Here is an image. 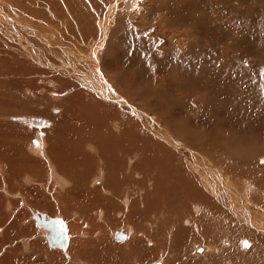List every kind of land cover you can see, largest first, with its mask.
I'll use <instances>...</instances> for the list:
<instances>
[{"label": "rangeland", "instance_id": "obj_1", "mask_svg": "<svg viewBox=\"0 0 264 264\" xmlns=\"http://www.w3.org/2000/svg\"><path fill=\"white\" fill-rule=\"evenodd\" d=\"M0 19V87L2 88L0 92L3 94L7 90V85L8 88L14 87L11 92L8 91L9 100L6 102L9 109L16 111L12 114H19L11 117L2 115L3 118H10L14 121L21 120L29 129H35L34 133L36 134L32 133V130L24 132L27 130H23L19 127V123L15 122L14 125L2 130V137L15 138L13 140H16L17 143V140H20L22 136L27 137V135L34 134L31 141L34 142L35 146L40 145L41 135H45V128L51 124V122L48 123L43 120L41 114H60L70 104L67 101L74 91H72L73 89H71L72 92L65 90V82L62 80L64 76H68L70 80H73L74 85L80 89L79 91H84L82 95L86 98L91 97L88 94L91 93L93 97L94 95L97 98L99 96V99L105 101L107 105L109 104V107L112 106L113 109L109 108L108 113L105 111L106 114L101 113L102 115L98 116L97 125L104 126L106 120V125L111 127L110 122L107 121L108 118L113 119V122H116L117 126L119 125V128L112 126L113 128L132 133L123 137L128 143H132L134 141L132 138L136 135L142 137L141 139L145 142L151 139L150 142L147 141V143L149 142L148 145L152 144V148H157L155 146L159 140L157 136L161 138L163 132L165 137H162L161 140L169 143L175 154L179 149L185 150L184 155L180 151L181 159L185 157L191 160L189 156L194 155L195 151L200 155V158L206 161L211 160L205 156L206 152H212L215 146L221 145L220 147L225 148L227 153L240 152L241 157L249 162L248 167L250 163H252L251 166L255 165L254 167L257 165L264 166V155L257 158L259 154L256 147L264 143V126L256 121L258 114L263 117L262 120L264 121V0H0ZM31 23H37L39 26L36 25L33 28ZM43 27L44 30H48V35L46 34L48 41H50L48 45L44 42L45 37H42L45 34V31H42ZM38 33L42 35V39H39ZM32 48H34V56L41 60H36L27 54V51L29 52V49ZM23 50L26 51H24L26 54L23 53ZM76 52L79 54L77 59ZM70 58L72 62L69 60ZM100 81L107 89L103 97L96 93L98 89L94 91L96 94L92 92L94 83L103 87ZM9 83H13L12 86ZM77 88H75V93L78 91ZM52 92H62L63 95L60 99L59 96H53ZM79 104H75V108ZM36 105H39L38 108L41 107L43 110L37 109ZM70 108L72 106L68 110ZM9 113L8 115H11ZM115 115L117 118H113ZM83 122L86 125L91 124L88 121ZM3 126L5 127V125ZM58 133H54V130L50 133V143L54 142L55 146L62 143V136ZM133 135L134 137H131ZM73 139L76 142L75 137ZM118 141L120 142V140ZM69 143L74 144L73 141H69ZM108 143L112 144L113 142ZM132 145L134 144L132 143ZM84 147L88 151V143ZM8 148V145L2 146V152L4 149L8 151ZM73 149L72 146L70 150ZM203 153L205 155H202ZM133 155L136 156V154ZM218 155L223 156L219 150ZM194 158L193 156L191 162L198 166L199 164L195 161L196 159L193 160ZM41 161L44 169H47L44 160ZM13 164L15 165V162ZM14 165L10 166V169H13ZM152 167H154L153 164L148 166L149 169ZM256 170L258 173L255 178L250 177L249 179L247 177L249 184L234 183L236 186L233 188L240 192L237 195H240L244 201L239 202L242 204L241 209L236 208L240 214L253 213L254 216L258 215L261 222L264 221V207H262L264 206V169L257 167ZM14 171H16L14 173L19 174L16 169ZM28 174L24 172V176L23 174L19 176L21 181L17 182L14 179L13 183L10 181L12 183L9 185L10 191H4L8 195L2 191V194L11 197L10 200L14 201V204L12 203L14 211L11 214L14 212L12 215L17 216L24 213L27 219L26 221L25 218H22L23 220L21 219L19 222L21 226L19 228L13 227L10 232V235L16 234V238L11 239V241L14 240L16 244L20 243L21 252L26 256V258L22 256L21 261H19V255H17L14 258V264H47L42 257L43 255L40 257L32 254L28 247L31 239L42 238L39 237L40 234L30 219L29 213L31 212L29 211L32 209L46 213L48 216L53 215H49L46 211L51 214L63 213L61 218L65 217L69 222L71 243L68 251L70 253L69 258L72 260H67L69 258L62 253L46 247L52 252V264H57L61 259L66 260L67 264L75 260L77 257L75 252L77 243L75 241L78 239V235H75L77 233H79L81 240L86 239L85 242L83 240L84 249L91 252L94 243L92 244L91 241L93 236L89 234L94 233L95 227L89 218L83 220L79 214H71L75 216L72 220L77 219L76 223L80 222L77 228L73 227L72 221L69 220L70 215L58 205V202H56L57 204L54 202L52 197L54 192L52 190L44 191L43 187L47 188L45 181H49L46 178L48 174L45 172L41 176L43 177L40 181L41 186L39 185L40 188L38 186L39 191L42 190L43 192L31 187L37 182L33 179L35 176L33 173L32 175ZM44 176H46L45 180ZM242 177H244L243 174L239 173L237 180L240 181ZM30 178L35 183L30 184ZM96 179L101 180L100 178ZM8 181L6 179V182ZM26 182L27 185H25ZM21 186L26 189H21ZM14 189L15 191H13ZM172 191H175L174 188ZM246 192L247 194H245ZM45 194L47 198H45ZM49 195L53 201L49 200ZM3 198L5 199V197ZM38 199L41 202L46 200L47 207H39ZM22 201L25 205L21 204ZM50 201L54 204H51ZM78 201L71 202V206L73 207L74 204L81 205L82 203ZM32 202L37 203L33 205ZM2 211V218L3 216L5 218L8 215V210ZM114 212L113 214H115ZM119 216L120 214L115 217V223L112 226L108 223L107 229L110 244L122 247L131 241L132 233L130 234L129 230L126 231L125 229L129 222L121 220L118 218ZM242 222L241 227L233 225L232 229H226L225 232L227 233L222 230L217 238L221 241L217 246H222V240L226 239L222 247L224 250L229 249V251L225 253V257L228 254L230 258L237 257L238 262L240 250L245 253L252 250L255 245L254 241L242 237L249 236L244 235L245 230L255 231L256 228L250 226L252 222L249 220ZM6 223L3 222L2 225H8ZM161 225L162 223L159 222L158 227L161 228ZM5 227L7 228V226ZM25 227L30 228V230H25ZM6 228L2 227L3 230ZM155 228L154 238H144L143 247H141L143 249L139 250L138 255L136 254L143 256L142 254L147 252L149 257L147 256L146 264L157 262L163 264V258L158 256L159 253L165 251L166 247L169 248L167 251L170 253L177 252L179 248L176 242L171 243L167 240V235L163 231L159 230L157 233V228ZM209 228L211 227L207 229ZM240 228H245V230ZM116 229L121 234L125 233L126 237L123 240L116 241L114 239L112 232ZM20 231L26 233L20 235ZM4 232L5 230L1 233V238L6 234ZM188 232L190 234L188 244L191 247L192 235L195 231L189 230ZM97 234L100 237L103 235L101 231ZM221 235H224V238ZM257 237L259 236L257 235ZM94 238L93 241H96V236ZM147 239L151 240V244L146 243ZM218 240H213V242H219ZM243 241H248V245L242 244L241 246ZM42 242L46 246L45 242ZM200 244H197L198 247H205ZM260 246L261 250L258 251L262 255L260 257L262 263L258 264H264V242L262 240H260ZM7 247L8 245L5 244L2 255ZM37 248L40 250V247L37 246ZM171 248L173 249L171 250ZM220 248L216 247V249ZM201 250L203 251V249ZM202 251L197 253L202 254ZM212 253L215 251L212 250L207 255ZM204 256L205 254L203 256L198 255L199 258ZM117 258L115 250L112 251L110 260L115 263L119 261ZM251 259V261L256 260L257 262L259 257L255 253Z\"/></svg>", "mask_w": 264, "mask_h": 264}, {"label": "bare ground", "instance_id": "obj_2", "mask_svg": "<svg viewBox=\"0 0 264 264\" xmlns=\"http://www.w3.org/2000/svg\"><path fill=\"white\" fill-rule=\"evenodd\" d=\"M36 25L39 26V24L35 23L32 24V27L34 28V26L36 27ZM42 31H45V34H43ZM42 31H40V33L42 32L41 34H43V36L38 33L40 35V36L38 35L40 37L39 39L45 37L44 42L48 45V43L50 42L48 41L46 36V34L48 35V30H44L43 27ZM16 34L19 37L17 32ZM35 34L37 35V33ZM25 50H23V53L26 52ZM33 51L34 48L29 49V52L27 51V54H29V56L33 57L36 60H41L37 58V56L36 57L34 56ZM71 55L74 54L71 53ZM75 55L77 59L79 54H77L76 52ZM69 60H71L72 62L71 58ZM31 72L33 71L31 70ZM62 80L65 82L64 85L66 86L65 90L67 91L70 90V92L74 91L71 94L72 96L67 101L70 104L67 105L60 114H56V115L41 114L43 120H45L48 123L51 122V124H49V127L45 125L47 127L45 128L44 131L45 135H41L40 138L41 144L38 146H35L33 144L34 142L31 141L33 135L35 134L34 133L35 129L33 128L29 129V127L23 124V122L19 119L14 121L11 120L10 118H6V117L3 118L4 114L8 117L19 115V114H12L16 111L9 109V106H7L8 103L6 102V100H9L8 93L11 92L12 88L14 87L8 88L7 85V90H5L3 94H1L0 92V235L2 236L1 233L4 230L6 232L3 238L0 237V264H12V262L14 264V258H16L17 255H19V261H21L22 256L23 257L25 256V254L21 252V244L14 243V240L11 241V239L16 238V234L13 233V235H10V232L12 231L13 227L19 228V226H21L19 225V222L22 218H25L26 215L24 213H20V215L18 214L17 216H14L12 215L14 212L11 214V212L14 211V209H12L14 208L13 207L14 201L10 200L11 197H7L6 195L8 194L4 192V191H10L9 189V185L11 183L10 181H12L13 183V179H14V181L16 180L18 182L20 180V178L18 177L22 176V174L24 176V172L26 174L30 173L32 175L33 173L35 175V176L33 175L35 178L33 176L32 177L34 181H36L38 184L31 181V178H30L31 181L30 184L32 182L35 183L34 185L32 184L31 187H33L34 190H38V191L41 186L40 181L43 178L41 176H43L45 172L46 174H48L47 177L44 176V180L45 177L48 178L49 180L48 182L45 181V183H47L46 184L47 188L43 187V185L42 187L45 189L44 191L49 192L52 190L54 192V195H52L54 202L55 203L58 202V205H60V207L63 210H65L68 215H70L69 220L70 222L72 221L71 225L73 227L77 228L78 224H80V222L76 223L77 219L72 220V218L74 219L75 217L71 215L73 213L75 215L79 214V216L83 218V220L85 218H89L90 222L95 227L93 234L84 232L85 234L88 233L89 235L93 236L91 241L92 244L94 243L92 247L94 251L91 250V252H89L86 251V249H84L83 244L86 241V239H83L84 237L81 235V237H83L82 239L84 240L83 242V240H81L80 238L79 233H77L75 235V236L78 235V239L75 241V243H77V245L75 246V252L77 257L70 264H146L148 259L147 252L143 253L142 254L143 256H140L141 254L139 256L137 255L140 253L139 250L143 249L141 247H143L144 238L146 237L152 239L154 238L153 237L154 227L157 228L156 231L157 233L159 230L163 231L167 235L166 237L167 240H169L171 243L176 242L177 247H179L177 252L173 251L170 253L167 251L168 247H166L165 251L164 250L161 251L159 255L157 253L158 256H161L163 258L162 259L163 264L262 263V260H260V257H262V255L258 250H261L260 240L264 242V221L260 222L258 215L254 216L253 213L247 215L240 214V211L237 210L236 208H240V209L242 208V204L239 202L243 201V199H241L240 195H237L240 194V192L233 187L236 186L234 183L241 185L249 184L248 178L249 179L250 177L255 178L256 174L258 173L256 170L257 167H261V169H264V166L257 165L256 167H254L255 165L251 166L252 163H250L248 167L247 164L249 162L245 161L243 157H241L242 154L240 152L227 153L225 148L220 147L221 145L215 146L212 149V152L211 151H209V153L206 152V155L204 153L202 154L209 157V159H211L208 160L209 162L203 158H200L199 157L200 155H198L194 151V155H190L189 157H191V160L193 156L195 157L193 160L196 159L195 161L197 162V164H199L198 166H196L191 162L189 158L186 159L184 156H183L184 158L182 159L180 158L181 152L184 155L185 150L179 149L175 154V151L171 149L172 146L169 143L163 142L161 140L162 137H165L162 131H161L162 132L161 138L156 135L157 138L159 139L158 141L155 140L157 141V143H155V146L157 148H152L151 147L152 144L148 145L150 142L149 140L151 139L147 140L149 141L147 143V141L145 142L144 140L141 139L142 137L136 135L135 137L134 135L131 136L134 137L132 138V140L133 139L134 141L137 140L136 142L132 141V143L134 144L132 145V143H128L127 141L124 140L125 138H123L126 137L128 134L131 135L132 133H127L126 130H118L119 125L117 126L116 122H113V119L108 118L107 121L108 123L110 122L109 125H111V127L106 125L105 122L106 120L104 121L105 124L104 126L97 125V121H99L97 119L98 116L102 114H106L105 111L107 112V110L109 112V108L113 109L111 108L112 106L109 107L108 106L109 104L107 105L105 101L100 100L99 96L98 98L97 96L95 97V95L93 97L91 93H88L90 94L91 97L88 96L89 98H86V96L82 95L84 91L83 90L79 91L80 89H78L74 85L73 80H70L68 76H64ZM9 84L12 86L13 83H9ZM100 84L103 85L101 81ZM75 88H77L76 90H78L76 93H75ZM0 89L2 88L0 87ZM71 89L73 90L71 91ZM95 89H98V91ZM94 91H97L96 93H98L103 97V95L106 94L107 89L104 87V85L102 87L101 85L94 83L92 92L95 93ZM58 93L52 92L53 96H59L58 98L61 99V96L63 94L62 92L59 93L61 95H59ZM78 103L80 104L75 108V104ZM38 106L37 109H40L41 107L38 108ZM70 106H72V108L68 110ZM8 113L11 115H8ZM117 115H115L113 118H117ZM64 116H68V117H64ZM262 118L263 117L260 114H258V119L256 121H258L260 125L264 126L263 124L264 121L262 120ZM30 121L28 122L29 124L31 123ZM83 121H88V123L90 122L91 124L86 125L85 122ZM15 122L19 123L20 128H22L23 130H27L24 132H28V130H32V133L34 134L27 135V137L22 136L20 140L19 139L17 140V143L15 142L16 140H13L15 138L11 137L12 138L11 139V138H6V136L2 137V130H4L6 127L9 128L11 125H14ZM73 124H76V126L72 127ZM3 125H5V127ZM42 126L44 125L42 124ZM112 126L118 128H113ZM124 127L126 128L127 126ZM84 128L85 130H83ZM53 130L54 133L59 132L60 135L62 136V141H61L62 143L56 146L54 145L55 144L54 142H53L54 144L51 142L52 145L50 143L51 141L50 133ZM64 133L66 134V136ZM74 137L76 142L73 139ZM118 140H120V142ZM52 141H54L53 138ZM69 141H73L74 144H70ZM108 142H113V143L111 144ZM86 143H88L90 151L89 149L88 151L86 150L87 148L85 147L87 146L84 147ZM5 145H8L9 150L7 151L4 149V151L2 152L3 150L2 146ZM70 145L73 146L74 148L73 150H70L72 148V146L71 148H69ZM180 147L185 148L183 146ZM256 147H257V153L259 154L257 158L261 155H264V143L257 145ZM218 150L223 154V156L218 155ZM133 154H136V156ZM197 155L199 158L197 157ZM39 157H41L44 160L47 169H44L43 164L40 163L42 159L41 158L39 159ZM14 162L15 165L13 164ZM148 164L149 165L153 164L154 167L149 169ZM6 165H9V167H6ZM12 165H14L15 167L13 166L12 167L13 169H10V166ZM15 169L21 175L14 173L16 172L14 171ZM239 173H242L244 176L240 181L237 180V176ZM28 176L27 178H29ZM96 178H100L101 180ZM6 179H8L9 181L6 182ZM244 181L247 182L245 183ZM20 183L22 184V182ZM25 185H27V182ZM22 187L23 186H21V189H26L25 187L23 188ZM173 188L175 191H172ZM2 191L6 195L2 194ZM13 191H15V189ZM245 194H247V192ZM2 196L5 197V199ZM52 197L51 195H49L48 197L49 200H52ZM45 198H47L46 194H45ZM38 200L39 202L38 203L35 202V203H37L39 207H43V206L47 207L45 203L46 200L44 201L43 199H41L44 202H41L40 199ZM74 200H79L82 204L79 206L74 204L72 207L71 202H73ZM52 201H50V203ZM54 202L51 204H54ZM35 203L33 205H35ZM21 204L25 205L23 201L21 202ZM3 207H5V209L8 210L7 211L8 215H6L5 218L4 216L2 218V212H3L2 210H5L3 209ZM54 209L56 210V208ZM29 212H31L29 213L30 219L34 222V226L36 227V229L40 234V236L39 234L37 235L40 238L41 237L43 238V239L41 238L34 240L31 239L32 242L30 240L28 247L30 248L32 254L40 257L43 255L42 257L45 259L46 261L45 263L52 264L53 262L52 252H50L51 250L46 248L49 247L50 249L56 250L57 252L62 253L64 256L69 258L70 253L68 250L71 243V238H70L71 232L69 231L70 228L69 222H67L65 217L61 218L63 213L51 214L48 211H46L49 215H53V216H48L46 213L37 212L36 210L33 209ZM113 212L115 214H113ZM118 214H120L118 218L129 222L127 228L125 229L126 231L128 229L130 234L132 233V238L130 239L131 241L128 242V244L122 245V247L119 245L116 246L110 244L111 242L108 237L109 231L107 229L108 223L111 224L110 226H112V224L115 223V217ZM140 219L142 220L141 222ZM154 219L156 220L153 222ZM245 220L247 221L249 220V222H252L250 226L256 229L255 231L253 230L251 231V230H245V228H240L245 230L246 233L244 235H249V236H243L242 238H249L251 241L255 242V245L252 250L247 251L245 253L241 252L240 250V254H239L240 256L238 257L239 262H238L237 257L230 258L229 254L225 257V253L228 252L229 249L224 250L222 247L223 244L225 243L224 241H226V239L222 240L224 238V235L223 236L221 235L223 237L221 239L223 241L222 246L221 245L217 246V244L221 242L217 238L219 233L222 232V230L223 232H225L227 230L232 229L233 225L240 226V224L243 223L242 221ZM42 221L45 222L61 221L66 229V241H65L66 245H59V246L53 245L49 240V234L47 228L42 223ZM98 221L100 223H97ZM3 222L5 223L8 222L6 223L8 225H2ZM159 222L162 223L161 228L158 227ZM5 226H7V228ZM2 227L6 229L3 230ZM30 227L32 226L30 225ZM208 227L211 228L207 229ZM28 229L30 230V228L25 227V230ZM32 229L34 228L32 227ZM97 229L103 233L102 237H100L97 234L99 233ZM117 230L118 229L114 230L112 232V235L116 241H121L126 237V235H124L125 233L124 234L119 233L120 231ZM189 230L192 232L195 231L194 234L192 235L193 242L192 245L190 244L191 247L188 244L190 239L189 237L190 234L189 232L187 233V231ZM24 233L26 232L20 231L19 234L24 235ZM257 235L259 237H257ZM95 236L97 239L96 241H93L95 239L94 238ZM213 240L214 241L218 240L219 242H213ZM42 241L45 242L46 246L43 245L44 243ZM146 243L151 244V240L147 239ZM199 243H201L200 245H204L205 247L203 248L198 247L197 244ZM5 244H7L8 247L6 250H4L5 252L2 255V249L3 247H5ZM242 244L244 246H247L248 241H243V243L241 242V246ZM37 246L40 247V250L37 248ZM231 246L233 247V244H231ZM216 247H221V248L216 249ZM200 248L203 249V251L201 252L202 254L197 253L198 251H201ZM172 249L173 248H171V250ZM111 250L112 251L115 250L118 256L117 259H119V261L114 263L112 262L113 260L112 261L110 260V257L112 256ZM204 250L206 251L204 252ZM212 250L215 251V253L207 255ZM119 251L121 254L119 253ZM257 251L259 252V254L257 253ZM255 253L257 257H259V260H257V262L256 260L251 261L252 260L251 257ZM197 254L202 256L205 254V256L203 258H199ZM134 255L135 257L133 258ZM67 260H72V258L71 259L69 258ZM65 261L61 259V261H59L57 264H67ZM154 264H159V263L157 262Z\"/></svg>", "mask_w": 264, "mask_h": 264}, {"label": "water", "instance_id": "obj_3", "mask_svg": "<svg viewBox=\"0 0 264 264\" xmlns=\"http://www.w3.org/2000/svg\"><path fill=\"white\" fill-rule=\"evenodd\" d=\"M42 223L46 226L49 240L53 245H66V229L61 221H42Z\"/></svg>", "mask_w": 264, "mask_h": 264}, {"label": "snow or ice", "instance_id": "obj_4", "mask_svg": "<svg viewBox=\"0 0 264 264\" xmlns=\"http://www.w3.org/2000/svg\"><path fill=\"white\" fill-rule=\"evenodd\" d=\"M202 251V250H201Z\"/></svg>", "mask_w": 264, "mask_h": 264}]
</instances>
